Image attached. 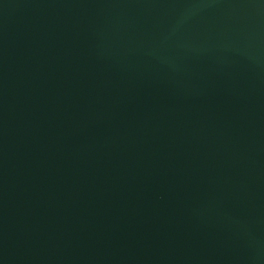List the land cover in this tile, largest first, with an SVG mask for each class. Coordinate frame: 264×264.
Returning <instances> with one entry per match:
<instances>
[{
    "label": "water",
    "instance_id": "water-1",
    "mask_svg": "<svg viewBox=\"0 0 264 264\" xmlns=\"http://www.w3.org/2000/svg\"><path fill=\"white\" fill-rule=\"evenodd\" d=\"M0 264H264V0H0Z\"/></svg>",
    "mask_w": 264,
    "mask_h": 264
}]
</instances>
